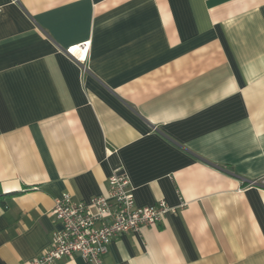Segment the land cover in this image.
Returning a JSON list of instances; mask_svg holds the SVG:
<instances>
[{"label": "crops", "instance_id": "crops-1", "mask_svg": "<svg viewBox=\"0 0 264 264\" xmlns=\"http://www.w3.org/2000/svg\"><path fill=\"white\" fill-rule=\"evenodd\" d=\"M115 167L175 211L105 264H264V0H0V264L48 249L55 199Z\"/></svg>", "mask_w": 264, "mask_h": 264}, {"label": "built area", "instance_id": "built-area-1", "mask_svg": "<svg viewBox=\"0 0 264 264\" xmlns=\"http://www.w3.org/2000/svg\"><path fill=\"white\" fill-rule=\"evenodd\" d=\"M88 52L89 41L67 49L69 56L80 64L86 62ZM107 184L105 194L88 201L75 200L68 193L55 199L51 215L61 228L52 233L48 249L29 264H55L74 255L91 264H105L104 256L114 238L153 226L162 221L166 213L175 211V207L168 206L164 200L151 206L136 205L129 179L121 167L111 170Z\"/></svg>", "mask_w": 264, "mask_h": 264}, {"label": "trees", "instance_id": "trees-1", "mask_svg": "<svg viewBox=\"0 0 264 264\" xmlns=\"http://www.w3.org/2000/svg\"><path fill=\"white\" fill-rule=\"evenodd\" d=\"M11 195V193H3L0 188V207H4L6 204V199Z\"/></svg>", "mask_w": 264, "mask_h": 264}]
</instances>
